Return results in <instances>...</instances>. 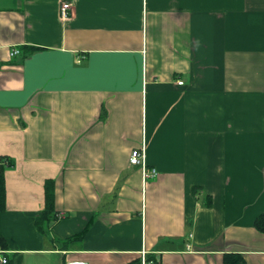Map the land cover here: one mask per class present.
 <instances>
[{
    "label": "crops",
    "instance_id": "1",
    "mask_svg": "<svg viewBox=\"0 0 264 264\" xmlns=\"http://www.w3.org/2000/svg\"><path fill=\"white\" fill-rule=\"evenodd\" d=\"M1 156L11 264H264V0H0Z\"/></svg>",
    "mask_w": 264,
    "mask_h": 264
},
{
    "label": "trees",
    "instance_id": "2",
    "mask_svg": "<svg viewBox=\"0 0 264 264\" xmlns=\"http://www.w3.org/2000/svg\"><path fill=\"white\" fill-rule=\"evenodd\" d=\"M35 48L31 47L29 52L33 51ZM13 164L8 156L0 157V214L5 209V178L4 170ZM54 181L48 179L44 184V208L41 212L34 218V226L39 232H45L49 230L50 227L58 220V213L54 207ZM255 226L258 230L264 231V214L259 215L255 220ZM83 232L77 236L81 238ZM0 242H3V238L0 234ZM146 260H152L151 256H146ZM2 264H11L8 260ZM130 264H138L137 262H132ZM223 264H246L243 257L236 253H225L223 256Z\"/></svg>",
    "mask_w": 264,
    "mask_h": 264
},
{
    "label": "built area",
    "instance_id": "3",
    "mask_svg": "<svg viewBox=\"0 0 264 264\" xmlns=\"http://www.w3.org/2000/svg\"><path fill=\"white\" fill-rule=\"evenodd\" d=\"M72 13V4L68 1H62L60 4V16L64 20H68L71 17ZM19 51L17 49H13L10 54H17ZM178 84H183L181 80L178 81ZM129 162L132 165H139L142 170V175L144 180H148L150 178H154L157 175V171L154 168H149L146 165L145 161V148L142 145L140 148H133L129 155ZM2 263L6 262V258L2 257L0 259ZM142 264H156L155 262L149 261L145 262L144 255L142 256Z\"/></svg>",
    "mask_w": 264,
    "mask_h": 264
}]
</instances>
